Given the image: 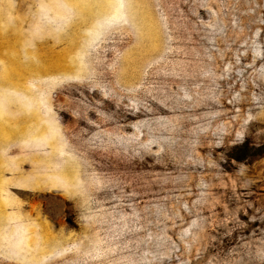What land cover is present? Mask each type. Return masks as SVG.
I'll list each match as a JSON object with an SVG mask.
<instances>
[{
    "label": "rangeland",
    "instance_id": "rangeland-1",
    "mask_svg": "<svg viewBox=\"0 0 264 264\" xmlns=\"http://www.w3.org/2000/svg\"><path fill=\"white\" fill-rule=\"evenodd\" d=\"M0 264H264V0H0Z\"/></svg>",
    "mask_w": 264,
    "mask_h": 264
}]
</instances>
